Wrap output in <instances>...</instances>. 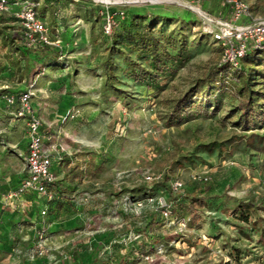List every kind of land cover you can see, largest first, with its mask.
Listing matches in <instances>:
<instances>
[{"label": "rangeland", "instance_id": "1", "mask_svg": "<svg viewBox=\"0 0 264 264\" xmlns=\"http://www.w3.org/2000/svg\"><path fill=\"white\" fill-rule=\"evenodd\" d=\"M145 1L137 7L153 15L157 37L163 32L183 38L189 49L182 68L170 73L172 67L164 66L166 73L157 74L149 87L134 83L126 72L127 60L149 66L144 53L111 54L98 43V4L59 0L56 5L67 45L56 66L31 58L34 71L27 87L31 86L30 103L42 123L45 148L53 157L52 174L65 194L56 196L50 207L49 214L56 217H38L39 225L25 222L22 212L10 207L0 210V225L12 224L15 218L23 223L16 233L9 225L10 233L0 240V264H264V153L243 143L250 134L264 136V53L245 60L258 73L252 90L259 114L253 127L244 131L237 124L233 90L239 83L232 72L222 79L214 76L220 52L209 31L210 21L224 11L220 1ZM243 1L254 17L264 16V0ZM54 11L43 10L49 26ZM167 49L175 53L173 46ZM5 52L0 48V98L24 89L23 80L5 77L4 70L11 67ZM205 80L212 88H206ZM197 91L203 94L193 101L203 104L195 108L196 118L168 126L173 106ZM10 112L0 99V153L12 149L7 137L11 129H18ZM213 143L218 148L212 153L200 147ZM70 158L83 169L82 178L63 181L73 167ZM5 160L0 156V172L6 169ZM23 167L18 158L12 172ZM203 179L208 187L201 185ZM177 183L181 190H175ZM203 189L224 208L217 215L201 212V220L192 224L177 206L178 197L192 191L203 194ZM124 193L135 195L134 207L123 205L128 202L121 197ZM168 205L176 212L164 220L159 211ZM4 211L9 213L3 215ZM241 214L248 218L246 225ZM211 222L218 226L215 237L210 236ZM146 233L163 243L173 241L171 248L160 251L162 242H155L158 251L146 254ZM40 241L47 254L36 259L30 251ZM138 249H144L142 256Z\"/></svg>", "mask_w": 264, "mask_h": 264}, {"label": "trees", "instance_id": "2", "mask_svg": "<svg viewBox=\"0 0 264 264\" xmlns=\"http://www.w3.org/2000/svg\"><path fill=\"white\" fill-rule=\"evenodd\" d=\"M25 1L37 5L35 9L37 18L41 20L49 29L50 40L52 42H59L60 45L58 48L42 45L38 46L36 49L29 47L23 38L22 29L17 19L14 17V14L19 10V7L18 5H15V2L13 0H8L9 13L0 14V48L6 50V52L4 53V59L11 62V67L5 69L3 73H5V77L7 79L17 77L20 81L23 80L24 82L23 84H21V87L24 89H21L20 91L15 93H5L1 96L0 99L2 100L4 107L11 111L10 114H16L17 117L19 112L18 102H16L14 107H7L6 103L3 100V97H17L19 94L31 90V86L27 87L29 78L34 71L33 65L35 61H33V59L31 58H35V56H38L36 57L38 58L36 59V61L48 62L51 65L56 66L60 63L62 51L65 45H67L63 40L64 33L60 21L62 19V14L60 11H54V9H58V6L56 5H58L59 0H19V5L23 4ZM220 3L221 10L224 11L223 13H219L218 16L224 15L226 13H230L231 15L229 7L222 1H220ZM51 8H53L54 12L52 14V26H49L43 10ZM137 8L138 7H129L125 9V18L123 20L117 19V27L113 30L112 35L109 37L104 36L102 33L101 27L103 25V18L99 16L97 12V17L101 20L100 39L98 40V43L100 45H103V47H105V49L111 54L117 53L118 55H121L120 52H125L128 54V52L130 51L134 54H137L139 51L144 53L143 56L145 57V60L149 61V66L143 67L139 63L127 60L128 66L126 72L128 73V77L131 78L134 83L149 87L151 84H155V78L157 74L166 73L164 66L169 65L170 67H172V69H170L171 71H169L170 73H175L176 70L182 68L189 59V49L185 39L183 38L180 39L178 37L170 35L168 36L166 34H163V32H161L160 36L157 37V31H155L157 29H153V26L156 25L153 15H151V13H147V11L142 8ZM112 11L114 12V10ZM220 20L230 22L232 20V15L230 21H228L227 19ZM157 25L160 26V23H158ZM66 36L67 39H69L71 37V34L67 33ZM169 46H173L175 48V53H169L167 49V47ZM218 49L220 52V57L218 60V64L215 67L216 71L214 73V76L217 79L225 75L228 76L231 72L233 73L232 75H234L235 81L239 83L238 87H233L237 100V105L235 107L236 112L238 113L237 124L240 125L244 131L250 130V128L253 127L254 118L259 114V109L256 107V105L253 104L254 92L252 90V80L255 76L258 75V73L257 71H255L253 65H246L245 60H247L250 56L253 57V55L255 54H263L264 51L250 49L240 60L239 66L237 68H233L229 65L221 63L222 49L220 47H218ZM40 54H42L41 57ZM204 83L206 85V88H212V84L207 80H205ZM216 86H218V89H222L219 84H216ZM202 94V92L197 91L196 93H194V95H192L193 97L181 99L179 102H177L171 109V112L168 116V126L180 125L182 122H187L189 120L195 119L197 116L196 109L199 108L203 104V102H195L193 101V98H196L197 95ZM203 101L205 102V100ZM30 106L33 113L38 117V115L34 112L31 103ZM22 119L25 122V118ZM243 143L244 147L246 148L260 150L264 153V136L250 134L249 136L244 138ZM200 147L208 153H212L218 148L215 143L201 145ZM82 174L83 169H80V166L75 164L73 167H71L70 171L64 175L63 181L69 180L71 182L74 179H81ZM60 184L61 181H58L53 182L49 186V191L53 195V200L47 206L48 209L46 217H56L54 215H50L49 213L50 207L52 206L56 196H62L65 194V191L60 188ZM201 185L208 187L207 182H203V180L201 182ZM201 192H203V194H196L195 191H192L187 196L181 195L180 197H178L179 203L177 206L182 207L192 224H197L201 220V212L217 215L222 212L224 208L221 200L212 199L205 196V192H207V190L203 189V191ZM121 197L123 198V200H128V202L126 201L125 203H123V205H126L128 208H131V206L134 207L136 205L135 195L133 193H124L121 195ZM121 202L122 201L120 200L117 202V204L120 205V208L122 209ZM101 206L103 207V205ZM163 210L164 208L160 209L159 215L164 220L172 219L176 212V208L168 205L165 210L169 213V215L168 218H164V216L162 215ZM119 216L125 218L128 215L125 213H119ZM240 218L241 222H243V225H246L248 222V218L246 217V215L241 214ZM212 222L208 224V228L210 229V236L215 237L218 226ZM146 234L147 236H149L150 245H145L144 249L148 248L145 253L148 254V252L150 251H158L156 249V246H154L153 244L155 242L161 243L162 241L159 239L160 237L154 236L152 233ZM170 243L172 244L173 241H167L166 243L162 242V244H160L159 246L160 251H166L171 248ZM144 249L137 250L138 256H142V254L144 253ZM124 257L126 258L127 256L125 255ZM91 264L100 263L93 262ZM225 264L230 263L228 262Z\"/></svg>", "mask_w": 264, "mask_h": 264}, {"label": "built area", "instance_id": "3", "mask_svg": "<svg viewBox=\"0 0 264 264\" xmlns=\"http://www.w3.org/2000/svg\"><path fill=\"white\" fill-rule=\"evenodd\" d=\"M13 1L19 7L14 17L22 29L23 38L27 45L33 49L40 45L58 48L60 43L50 40L49 29L37 18L35 11L37 5L27 1L19 5V0ZM92 1L99 5L98 15L103 18L101 30L103 35L107 37L111 36L113 30L117 27V19L123 20L125 18V9L146 3L145 0ZM196 1L202 2L205 0ZM217 1H222L229 7L232 20L230 22L220 19L211 20L212 29L209 33L213 43L222 49L221 63L237 68L240 60L250 49L264 51V16L261 18L254 17L249 4L243 0ZM8 3V0H0V14L9 13ZM31 96L32 92L29 90L19 94L17 97H3L7 107H14L16 102H18V117L25 118L27 136L26 156L24 158L25 177L16 189L3 195V206H16L22 197L31 195L42 202L40 216L44 218L47 215V206L53 200V195L49 191V186L55 182L51 171L53 157L45 148L42 123L31 109ZM59 160L60 158L58 157L57 161ZM149 181L150 178L147 177L146 183L149 184ZM203 182H207L206 179H203ZM174 186L175 190H181L182 188L179 183ZM162 208H164L162 215L164 218H168L169 213L165 210L167 206ZM39 230V233L43 235L44 229L42 226L39 227ZM30 252L31 256L36 259H43L47 254L43 241L33 245Z\"/></svg>", "mask_w": 264, "mask_h": 264}, {"label": "crops", "instance_id": "4", "mask_svg": "<svg viewBox=\"0 0 264 264\" xmlns=\"http://www.w3.org/2000/svg\"><path fill=\"white\" fill-rule=\"evenodd\" d=\"M218 19H227L228 21H230L231 15H230V13H226L224 15L218 16ZM10 115L13 116V118H12V120L14 122L13 126L18 127V129L15 131L11 129L12 132L9 133V136L7 137V146L12 148V149L8 150L7 152L2 151L0 153V156L2 158H6V160H5V163H6L5 168L6 169L0 172V208H1L0 210H2V209L6 210L5 209L6 207L4 208V206H3V195L8 191L16 189L19 186V184L21 183L22 179L25 177V173H26L25 165H24L22 171L12 172V164L15 163V160L17 161L18 158H21V160L24 161V158L26 156L27 136H26V129H25L24 120L22 118L17 117L16 114H10ZM42 133H43V129H42ZM44 143H45V137H44ZM70 156L71 155H69V157ZM69 160L72 161L74 159L70 158ZM75 164H76V161L74 160L73 166ZM54 168H56V167H54ZM51 169H52V167H51ZM80 169H81V167H80ZM79 190H84V189L80 188ZM95 196L96 197H94L95 198L94 201L96 202V201H98L99 195H95ZM91 203H92V201H91ZM10 209L11 210L15 209L18 212H22L23 216L21 219L24 220L25 222H29L31 224L39 225L40 222L38 221V217L41 220L44 219L40 216V212L42 210V202L39 199H37L36 197L31 196V195H27V196L22 197L19 200V203L16 206H10ZM96 210H98V207H96ZM99 212L102 213V211H99ZM7 213H9V212L4 211L3 215H5ZM15 219L18 220V218H15ZM15 219H13V223H12L13 225L12 224L0 225V240L2 238H4L5 236L7 237L8 233H10V232H8L9 225H10V230H13L12 232H14V233L20 232L23 230V223H21L22 221L18 220L16 223ZM11 225H12V227H11ZM38 227H40V226H38ZM0 252H1V248H0Z\"/></svg>", "mask_w": 264, "mask_h": 264}, {"label": "bare ground", "instance_id": "5", "mask_svg": "<svg viewBox=\"0 0 264 264\" xmlns=\"http://www.w3.org/2000/svg\"><path fill=\"white\" fill-rule=\"evenodd\" d=\"M97 2V1H96ZM99 2V1H98ZM103 2V1H102ZM151 3H157L156 1H150ZM192 8V7H191ZM193 9V8H192ZM196 11H198L197 9H195ZM194 11V10H193Z\"/></svg>", "mask_w": 264, "mask_h": 264}]
</instances>
